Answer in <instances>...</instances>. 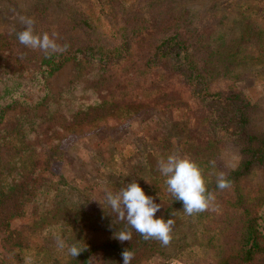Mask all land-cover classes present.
Here are the masks:
<instances>
[{
	"label": "rangeland",
	"instance_id": "1",
	"mask_svg": "<svg viewBox=\"0 0 264 264\" xmlns=\"http://www.w3.org/2000/svg\"><path fill=\"white\" fill-rule=\"evenodd\" d=\"M82 15L93 24L90 34L95 48L105 52L121 41L122 37L110 34L119 24L129 25L126 16L146 21L141 27L148 32L144 39L129 31V38L135 39L123 53L118 71L128 80L123 91L130 89L129 94H139L135 98L141 100L123 118L106 111L76 118L80 104L100 91L98 69L92 63L86 74H79L77 62L71 59L45 83L32 80L40 76L35 75L34 62L44 50L18 41L15 33L24 28L22 18H30L36 33L47 32L57 44V36L67 30L56 34L53 30L70 27ZM175 22L178 36L167 64L146 69L144 55L172 35L168 26ZM73 37L71 42L80 44L86 35L83 29H75ZM111 87V92H120L115 82H106L104 88ZM152 87L166 95L155 93L157 97L146 101ZM5 88L13 91L4 99L7 102L18 94L0 121L1 159L18 155L15 144L22 126L27 128V141L39 145L41 161L34 191L0 206V264H24L25 255L34 264L74 263L66 249H58L57 236L88 250L89 264H124L122 256L118 260L103 249L112 230L119 227L113 213L102 210L106 191H118L127 178L139 181L147 165L145 156L159 170L158 161L174 152L203 163L206 181H216L217 173L229 176L242 166L249 133L264 134V13L257 0H0V92ZM222 92L240 93L241 100H224ZM43 97L45 103L37 106ZM48 113L55 118L52 130L49 119L43 121ZM242 113L247 123L240 122ZM40 121L47 128L43 136L36 134ZM160 184L159 192L168 197L165 180ZM240 186L264 232V166L256 167ZM215 195L214 207L222 210L236 193L231 186ZM154 200L161 204L157 213H164L165 200ZM180 212L176 217L173 211L164 215L174 221L170 243L149 241L133 251L131 264H264V254L251 263L236 256L242 245L239 210L231 209L237 219L222 234L235 237L232 255L216 247L220 241L209 242L221 218L206 221V231L196 214ZM11 229L16 233L9 237ZM19 240L23 247L17 245ZM229 241L227 236L222 239V243ZM82 255L78 264L83 263Z\"/></svg>",
	"mask_w": 264,
	"mask_h": 264
},
{
	"label": "trees",
	"instance_id": "2",
	"mask_svg": "<svg viewBox=\"0 0 264 264\" xmlns=\"http://www.w3.org/2000/svg\"><path fill=\"white\" fill-rule=\"evenodd\" d=\"M259 6L261 8V12L264 13V0H257ZM131 19L133 20L131 24ZM123 21V20H122ZM125 21L131 24V28H129L128 24H119L117 29H114L110 34L113 38L122 37L121 41L118 42V46L114 49H110L109 51H102L100 49H96L94 45V40L91 36V30L93 29V24L89 18L85 15H82L79 18H75L73 20V24H70L66 27H56L53 31L55 34L57 32L65 31L62 37L57 36L58 38V48L55 51L49 49L48 51H43L40 55V58L34 62L38 67V70L35 71V75H40L39 77L32 76L33 81H42L46 82V79L54 74V72L61 69V67L73 59L77 62L79 74H86V70L90 67V63L94 64L98 69L99 79L96 80L97 88L100 90L94 98L85 99L86 104L81 103L79 113L77 114L78 118L81 116L84 119H87L92 113H98L100 111L108 112H117L120 118H123L127 112H129L132 106L138 101L137 98L139 94H129V90L123 91L128 86V80L125 78H121L118 75L122 58L124 57L123 53L129 51L131 46L128 45L131 41H134L135 37L129 38V31H132L136 35H139L142 39L148 34L145 30L142 32V24L144 21L143 17H139L137 15H131L125 17ZM149 24L150 23L148 21ZM155 23V22H154ZM157 23V21H156ZM155 23V24H156ZM177 23L170 24L168 26V31L172 30V35L163 38L158 44H154V50H150L148 53L144 55V61H146L145 68L149 69L154 66H164L167 64V59H170V54L172 53L173 46L171 47L172 41L175 36H178L177 28H175ZM150 27V26H149ZM83 29L86 37L79 44V42H71V39H74V30ZM146 29V28H145ZM148 30H153L154 28H147ZM123 31V32H122ZM77 33V32H76ZM78 34V33H77ZM177 43V42H176ZM170 47V48H169ZM100 48V47H97ZM122 48H124L122 50ZM169 50H165V49ZM167 57V58H166ZM16 60L20 64L19 57H16ZM26 69V68H25ZM23 69V71L25 70ZM115 70V72H113ZM22 71V72H23ZM29 73V72H27ZM157 75V74H156ZM168 79L167 77L165 80ZM98 81H100L98 83ZM106 82L116 83V86L120 88V92H111L113 88H109V91L104 88L106 86ZM36 82H34L35 84ZM13 93L12 90L7 91V88L2 89L0 92V121L3 119L5 110L10 107L13 103L17 102V97L13 96L18 94L15 92L10 98V102L4 100L7 97V94ZM155 93H164L162 90H154L153 87L149 89V92L146 96V101H150L151 99L157 97ZM168 94V92H167ZM174 93L170 94L173 95ZM224 100H230L232 103H237L241 100L240 93H226L222 92L221 96ZM45 98H38L37 106L45 103ZM122 102V104H121ZM138 102H141L139 100ZM117 114V115H118ZM47 118L49 119L51 130L55 126L51 124L55 118L52 113H48ZM241 123H247L248 120L244 116V113L241 115ZM45 129H47L42 121L37 123L36 126V134L37 136H43L46 134ZM249 133V132H248ZM19 140L15 144V149L17 154L15 157L10 158L9 160L3 161L1 156L4 152H2L1 147L3 145L2 140L0 139V206L5 203L8 199L21 196L24 197L34 191L35 182L38 178L37 169L38 165L41 161L39 154L37 153V149L39 145H34L32 142L27 141V128L20 126L19 128ZM247 144V157L242 166L231 172L227 178L231 182V186L235 189V197L227 198V204L222 208V210H208L201 213H197V217L200 222L203 221V227L206 231H208V222H212L215 218L218 220L216 222V226L214 227L215 234H211L209 238V242L213 240L220 241V243L216 244V247H222L225 251L228 252L229 255L234 254L231 251L232 243L231 240H235V237L232 238L229 235H224L230 238L228 243H222V239L224 236L222 234L231 226L234 225L237 216L231 214V209L239 210L240 216L239 218L242 221V224L239 228L241 232V243L242 245L239 248V254L236 256L240 259V261L251 263L255 261L257 255L264 254V232L258 225V216L254 214L252 211V205H250V198H247L246 193L243 191L240 186V182L244 179V177L248 176L256 167L264 166V134H248ZM46 148V152H47ZM51 152V151H50ZM47 157V154H44ZM150 155V154H149ZM49 156V154H48ZM45 159V157H44ZM144 162L147 164L146 167H142L143 172L141 173L140 180L138 181L141 187L144 189L145 193L149 196H152L154 199H163L167 203L164 213H156V217L159 218L164 215H169L172 211L175 212L174 216L176 217L183 209V202L179 200H175V198L170 194L168 197L163 196L160 190V183L164 181L166 178L162 176L159 170L153 168L152 161H149V157H144ZM199 166L202 170H206L203 166V163H199ZM45 165V164H44ZM148 181V183H146ZM208 181V180H207ZM129 179H125L124 183H129ZM160 184V185H159ZM208 189L210 191H214L215 194L220 190L216 187V181H208L207 182ZM229 199V200H228ZM103 211L108 213L111 212V208L108 204L103 206ZM112 213V212H111ZM115 213H113V217L115 218ZM195 216L192 215V217ZM223 220L221 223L220 221ZM86 225L88 222H82ZM10 224V223H8ZM7 224V229L10 230V226ZM119 227L118 229H113L111 238L109 241L103 246L104 252L109 256L115 255L118 257V260L121 259L122 251L124 249H130L132 252L135 251L138 247L149 243V241H153L155 245L157 243L156 239H144L139 233H136L134 229H129L132 231V240L121 242L117 238H115L114 233L119 230L120 227H128L126 221H118L116 223ZM101 226L105 224L100 223ZM105 227V226H104ZM16 233L15 230L11 229V233L9 237H11L12 233ZM212 233V232H211ZM19 247H23L22 241L19 240L17 243ZM82 251L79 253L77 257H75L74 263L78 264L79 257L82 255V264H89V251L85 248H81ZM228 260L227 258H224Z\"/></svg>",
	"mask_w": 264,
	"mask_h": 264
},
{
	"label": "clouds",
	"instance_id": "3",
	"mask_svg": "<svg viewBox=\"0 0 264 264\" xmlns=\"http://www.w3.org/2000/svg\"><path fill=\"white\" fill-rule=\"evenodd\" d=\"M23 30L16 32L18 41L31 49H41L48 51L57 50L58 45L55 39L50 38L47 32L42 35L36 33L33 21L30 18H22ZM158 169L164 176L168 192L175 198L183 202V211L192 216L208 210H216L214 202L216 195L210 191L203 170L199 164L192 159L189 154L171 153L162 157L158 161ZM216 187L220 190L231 187V182L224 172L216 174ZM105 201L115 213V221H126L128 227H120L114 233L119 241H131L132 231L139 233L144 239H156L162 245L167 246L171 241V231L174 224L172 218L165 219L163 216L157 218L156 213L161 208V204L155 202L152 196L145 193L137 180H132L124 184L118 191H106ZM57 247L75 258L82 251L77 243H67L57 236ZM124 264H131L134 257L130 249L122 251ZM24 264H34L30 255H25Z\"/></svg>",
	"mask_w": 264,
	"mask_h": 264
}]
</instances>
